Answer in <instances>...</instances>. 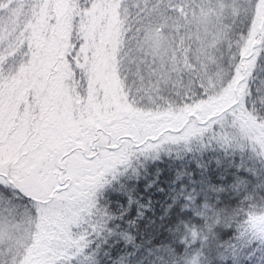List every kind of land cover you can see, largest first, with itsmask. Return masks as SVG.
<instances>
[{
  "label": "snow or ice",
  "instance_id": "1",
  "mask_svg": "<svg viewBox=\"0 0 264 264\" xmlns=\"http://www.w3.org/2000/svg\"><path fill=\"white\" fill-rule=\"evenodd\" d=\"M0 264H264V0H0Z\"/></svg>",
  "mask_w": 264,
  "mask_h": 264
}]
</instances>
